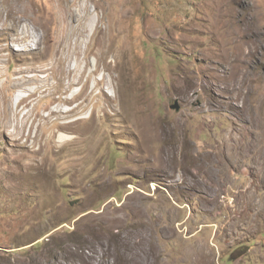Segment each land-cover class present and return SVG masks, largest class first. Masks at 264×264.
I'll use <instances>...</instances> for the list:
<instances>
[{
  "label": "rangeland",
  "instance_id": "374dc122",
  "mask_svg": "<svg viewBox=\"0 0 264 264\" xmlns=\"http://www.w3.org/2000/svg\"><path fill=\"white\" fill-rule=\"evenodd\" d=\"M26 1L0 0V48L34 34L0 51V264H264V0Z\"/></svg>",
  "mask_w": 264,
  "mask_h": 264
},
{
  "label": "bare ground",
  "instance_id": "6f19581e",
  "mask_svg": "<svg viewBox=\"0 0 264 264\" xmlns=\"http://www.w3.org/2000/svg\"><path fill=\"white\" fill-rule=\"evenodd\" d=\"M27 3V6H32L34 5L32 0H27L26 1ZM0 17H2V14H0ZM21 19H24V20H28V15L27 14H23L19 20L17 21V18H16V10H9L8 12H6L4 18H3V21H4V25H5V29L7 31H9L10 33H13L15 28H16V25L17 23L21 20ZM20 29H21V33L24 34V36L20 37V39L18 40H15L16 38H14V43L13 42H9L7 44H5L4 46H2L0 48V51L4 50L5 48L6 49H9V50H13L14 49H22V48H25L27 45H28V42H31L33 41V37H34V34H26V31H28L29 29V24L28 23H25V24H22L20 26ZM7 35V34H6ZM28 37V40L24 37ZM17 46V47H16ZM95 49H93L89 54H90V58H89V64L90 67H91V71L93 70L94 66L92 64V62L94 61L93 58H91V54H94L95 56H97L98 54V51L99 49L101 48V45L99 43L96 44V46L94 47ZM5 49V50H6ZM107 50V49H106ZM92 60V61H91ZM77 69L74 70L73 66L70 65L67 69V72H72V73H76ZM43 80V79H42ZM42 80H41V83H42ZM45 82V80H44ZM30 92H32L34 90L33 87H30V88H27ZM23 95L22 93H18L16 94L15 93V98L11 101V104H16L19 100L23 99ZM4 101L6 102L7 105H10V101L8 102V100L4 99ZM264 177L262 176L261 179H263Z\"/></svg>",
  "mask_w": 264,
  "mask_h": 264
},
{
  "label": "water",
  "instance_id": "95a60500",
  "mask_svg": "<svg viewBox=\"0 0 264 264\" xmlns=\"http://www.w3.org/2000/svg\"><path fill=\"white\" fill-rule=\"evenodd\" d=\"M171 107L175 108L176 110L180 109V106H179L177 101H175L174 104Z\"/></svg>",
  "mask_w": 264,
  "mask_h": 264
}]
</instances>
